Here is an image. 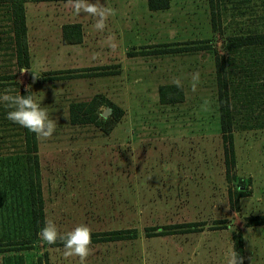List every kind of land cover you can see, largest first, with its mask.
<instances>
[{"label":"rangeland","instance_id":"1","mask_svg":"<svg viewBox=\"0 0 264 264\" xmlns=\"http://www.w3.org/2000/svg\"><path fill=\"white\" fill-rule=\"evenodd\" d=\"M114 2H90L117 7V18L109 16L103 32L93 27V17L75 15L67 2L28 3L32 64L26 72L17 65L9 7L0 3V74L14 73L22 87L31 85L57 122L52 137L39 140L45 217L61 234L81 224L97 233L136 231L134 237L92 243L85 264H225V253L234 250L239 235L247 264H264V225H251L253 216L264 214V128L254 121L264 116V49L225 48L230 36L264 31V0H218L216 31L210 0H171L169 9L157 11L149 10L147 0ZM130 8L133 14L127 13ZM74 19L85 23L87 50H104L94 58L120 73L51 79L49 73L57 69H82L70 67L77 56L76 51L66 55L67 50L76 46H64L61 37L62 24ZM200 45L208 48L196 49ZM175 46L195 49L138 53L127 71L122 68L128 52ZM217 57L230 60L235 78V159L229 166L220 127ZM175 79L182 82L185 100L161 104L159 87ZM95 91L127 111L112 134L93 123L70 121V104L91 99ZM119 138L125 141L117 143ZM6 152L0 155V244H5L0 264H39L41 258L45 264V253L50 264H79L78 257L64 256L63 245L41 246L24 158ZM241 179L246 187L240 189ZM188 223L197 226L163 229ZM157 232L163 234L152 235ZM14 241H27L29 248L8 249Z\"/></svg>","mask_w":264,"mask_h":264},{"label":"trees","instance_id":"2","mask_svg":"<svg viewBox=\"0 0 264 264\" xmlns=\"http://www.w3.org/2000/svg\"><path fill=\"white\" fill-rule=\"evenodd\" d=\"M29 1H60V0H0V3L9 7L11 16V25L13 27V33L15 38V52L17 58V65L19 69H26L30 67V47L28 42L27 23H26V12L25 3ZM67 1V0H61ZM148 7L152 11L165 10L170 8L171 0H147ZM211 4V21L212 28L214 31L218 30V23L220 21V11L218 0H210ZM83 29L81 23H68L63 26L62 30V41L64 44H80L83 42ZM208 40L204 41L207 42ZM261 47L264 49V31L263 32H248L245 34H235L230 36L226 42L225 48L227 50H239L247 47ZM192 47V46H191ZM208 46L200 45L196 49H205ZM139 50L140 52H128L130 56L138 53L156 54V53H173L180 51H190L195 48H182L175 46L173 48H163L158 50ZM216 80L218 87V102H219V113H220V127L222 132V138L226 153V164L229 166L231 161L235 159L234 154V131L235 125H237V118L233 110V96L234 87L233 83L235 78L230 76L229 70L231 63L230 60L225 58H216ZM117 66H105L103 68L90 67L82 69H67L53 71L49 74L52 75L51 79H57L59 77L75 78L84 76L94 75H109L119 73L116 69ZM17 75L14 73L0 74V93L5 89H14L13 94L34 96L33 91L21 86L20 82L16 80ZM235 86V83H234ZM159 101L161 104H174L185 100L184 87L178 88L174 83L163 84L159 87ZM102 107L111 108V112L108 116H103V112H100ZM7 109L0 105V155L6 154V150L10 157L13 158L15 154L21 155L25 161V168L29 182V197L31 205V213L33 217L34 228L36 232L44 226L45 215H44V202L41 191V168H40V156H39V140L36 135L27 129L19 126L6 119ZM70 121L73 124H86L93 123L100 127L104 133L109 134L115 128L117 123L122 119L125 114L124 109L117 105L114 101L110 100L104 94L97 93L91 99L86 101H75L69 106ZM263 117V118H262ZM254 121L257 125L264 128V116H257ZM7 137V138H6ZM3 139V140H2ZM7 139V141H5ZM6 147V148H5ZM229 173L227 174V177ZM245 186L243 179L239 182V188ZM239 195H245V190H239ZM251 225H264V214L255 215L252 217ZM197 224H173L170 226H164V230L177 229L183 227H196ZM158 228H151L154 231ZM192 231V230H191ZM136 231L133 230H113L104 233L92 232V243L105 241V240H120L125 238L134 237ZM171 233V232H169ZM136 234V233H135ZM163 232H157L152 235H160ZM27 241H14L8 245L10 250L27 249L29 246H24ZM5 245V244H0ZM63 245L61 242H57L55 245ZM5 249V248H0ZM234 250L237 255L243 257V264H247L245 248L242 235L236 236L234 243ZM45 264L49 263L48 253H45ZM39 264H44L41 258Z\"/></svg>","mask_w":264,"mask_h":264},{"label":"clouds","instance_id":"3","mask_svg":"<svg viewBox=\"0 0 264 264\" xmlns=\"http://www.w3.org/2000/svg\"><path fill=\"white\" fill-rule=\"evenodd\" d=\"M66 6L71 8L75 15L83 13L93 17L95 21L93 27L99 32L105 30L109 16L115 14L111 8L98 3H90L89 0H67ZM27 70L21 69V72ZM192 80V89L195 91L199 74H194ZM173 83L178 88L183 87L179 79H175ZM30 89L31 85L28 86V92ZM13 92L14 89L8 88L0 93V105L8 110L6 119L34 133L38 140L50 139L56 130V120L49 117L47 109L41 107L40 102L33 95L13 94ZM38 238L41 246H51L58 241L61 242L64 256L66 258L78 257L79 264H85L91 253L92 231L85 224L61 234L55 223L46 216L44 226L38 232ZM225 264H243V257L238 256L235 250L229 249L225 253Z\"/></svg>","mask_w":264,"mask_h":264},{"label":"crops","instance_id":"4","mask_svg":"<svg viewBox=\"0 0 264 264\" xmlns=\"http://www.w3.org/2000/svg\"><path fill=\"white\" fill-rule=\"evenodd\" d=\"M92 1H104V0H89V2H92ZM107 1H110V0H107ZM112 1H115L114 3H116V0H112ZM30 2H35V1H30ZM30 2H26L25 3V12H26V23H27V28H28V11H27V5H28V3H30ZM36 2H41V1H36ZM42 2H67V1H42ZM147 6H148V1H147V4H146ZM111 9L114 11V15H111L112 17H115V18H117V13H118V10H117V7H116V9H114V7H111ZM169 9V8H168ZM150 10V9H149ZM133 11H134V9H132V8H130L129 10H128V12L127 13H131V14H133ZM151 11V10H150ZM69 15V14H68ZM68 23H81V25H82V29H83V42L82 43H80V44H64L63 43V41H62V43L64 44V46H66V45H74V46H76V50L75 49H73V48H70V49H68L67 50V54L66 55H68V54H71L72 52L71 51H76V52H80V55H78V53H76L75 52V56H77L76 57V61H74V62H72V64H70V67H74V66H76V64H79V67H82L83 68V66H91V67H104L103 65H105L106 66V64H109V62L108 61H104V59L103 58H100V57H97V58H94V56H95V54H97V56H99L100 54H102L103 55V51H102V49L101 48H98V47H96L95 49H97V50H99V51H93L92 49L91 50H87V48H86V46H85V43H84V40H85V23L83 22V21H81L80 19H74V20H71V21H67V22H64L63 24H62V27H61V31L63 30V26L65 25V24H68ZM61 35H62V33H61ZM62 37V36H61ZM103 46V45H102ZM30 47V46H29ZM105 48H107L108 49V47H106V46H104ZM107 51H109V50H107ZM105 52V51H104ZM127 52H126V50H123V55L124 54H126ZM141 56H143V55H141ZM137 57H139V56H126L125 55V59H123V61H122V63H123V66H122V68H123V70L125 71V69H126V71L128 70V64L131 62V60H134L135 58H137ZM94 59V60H98L97 62H91V63H89L90 61H84V60H87V59H89V60H91V59ZM105 58V57H104ZM78 59H79V61H78ZM82 63H85L86 65H83ZM110 63H114V61H110ZM32 64V56H31V54H30V65ZM118 65V64H117ZM107 66H111V65H107ZM78 67V68H79ZM118 69V68H117ZM120 69V68H119ZM59 70H61V69H59ZM58 69L57 70H54V71H59ZM119 73H120V70H119ZM98 77H102V76H98ZM159 90V89H158ZM97 93H101L100 91H95V93L92 95V97L95 95V94H97ZM106 96V95H105ZM91 97V98H92ZM106 97H108V96H106ZM109 98V97H108ZM110 100H112L111 98H109ZM80 101H83V100H80ZM112 101H114V100H112ZM115 102V101H114ZM116 103V102H115ZM117 104V103H116ZM117 105H119V104H117ZM120 106V105H119ZM122 107V106H121ZM123 108V107H122ZM124 109V111H125V113L127 112L126 111V109L125 108H123ZM121 121V120H120ZM119 121V122H120ZM117 123V125L115 126V128L113 129V131L118 127V125L120 124V123ZM130 129V128H129ZM129 129H127V130H129ZM113 131H111V133L110 134H112V132ZM125 140H123V138H119L118 139V142L117 143H122V142H124Z\"/></svg>","mask_w":264,"mask_h":264},{"label":"water","instance_id":"5","mask_svg":"<svg viewBox=\"0 0 264 264\" xmlns=\"http://www.w3.org/2000/svg\"><path fill=\"white\" fill-rule=\"evenodd\" d=\"M105 111H106V113H105ZM111 112V108H106L105 110H104V112H103V116H108L109 115V113ZM105 113V114H104Z\"/></svg>","mask_w":264,"mask_h":264}]
</instances>
